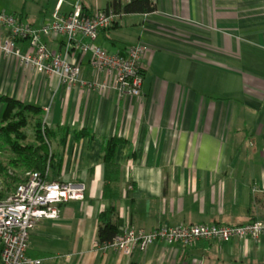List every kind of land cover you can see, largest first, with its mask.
Listing matches in <instances>:
<instances>
[{"label":"crops","instance_id":"0c3cea01","mask_svg":"<svg viewBox=\"0 0 264 264\" xmlns=\"http://www.w3.org/2000/svg\"><path fill=\"white\" fill-rule=\"evenodd\" d=\"M78 1L87 14L110 2L48 0L19 18L39 27ZM152 1L153 13L122 15L95 42L113 53L146 46L142 97L67 91L59 77L0 53V95L40 107L56 131L50 180L86 186L83 201L38 223L27 254L43 264H264V238L157 242L130 256L99 247V218L113 201L119 232L264 222V0ZM42 41L63 52L64 38ZM89 58L76 52L72 61L93 82ZM105 139L121 141L113 165Z\"/></svg>","mask_w":264,"mask_h":264},{"label":"built area","instance_id":"2783aa9c","mask_svg":"<svg viewBox=\"0 0 264 264\" xmlns=\"http://www.w3.org/2000/svg\"><path fill=\"white\" fill-rule=\"evenodd\" d=\"M119 17L113 11L87 14L78 1L70 13L62 14L57 9L48 21L35 28L13 14L0 12V53L16 57L23 66L39 73L59 77L67 91L81 87L139 98L142 97L146 46L138 43L125 52L113 53L95 44L101 31L112 27ZM43 38H64L63 52L51 51ZM20 43L26 45L25 50ZM76 52L89 55V64L95 73L93 82L82 80L79 65L72 61ZM48 175V168L45 173L29 174L24 183L0 201L2 264H43L42 260L31 259L27 254L31 232L41 220H58L61 205L84 200L85 184L53 181ZM263 238L264 222L259 220L235 226H163L151 231L126 226L112 241L99 247L130 256L136 250L145 252L157 242L191 246L200 240L218 243L252 240L256 243Z\"/></svg>","mask_w":264,"mask_h":264},{"label":"trees","instance_id":"16d2710c","mask_svg":"<svg viewBox=\"0 0 264 264\" xmlns=\"http://www.w3.org/2000/svg\"><path fill=\"white\" fill-rule=\"evenodd\" d=\"M156 10L152 0H110L104 11H113L118 16L150 14ZM45 111L40 107L26 104L13 98L0 95V201L13 193L34 172H50L54 166L51 143L56 131L44 123ZM28 130H31L29 133ZM121 141L103 140V159L107 165L114 164L115 149ZM105 187V196H109ZM117 206L112 203L109 211L101 213L97 231L99 244L112 241L119 230L116 225ZM2 247L0 245V256ZM0 264L1 259H0ZM137 264V263H131Z\"/></svg>","mask_w":264,"mask_h":264},{"label":"rangeland","instance_id":"374dc122","mask_svg":"<svg viewBox=\"0 0 264 264\" xmlns=\"http://www.w3.org/2000/svg\"><path fill=\"white\" fill-rule=\"evenodd\" d=\"M47 1L48 0H0V12L5 11L7 14H13L17 17L24 14L23 16L26 19L27 16L39 14V11L43 10L41 4H46ZM28 131L31 133V130ZM0 157H2V159L4 158L2 155H0ZM2 187L3 184L0 179V190Z\"/></svg>","mask_w":264,"mask_h":264}]
</instances>
